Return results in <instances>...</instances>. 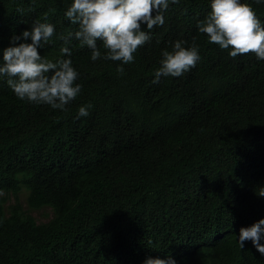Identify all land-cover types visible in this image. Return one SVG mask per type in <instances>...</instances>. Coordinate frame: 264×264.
Wrapping results in <instances>:
<instances>
[{"label": "trees", "instance_id": "16d2710c", "mask_svg": "<svg viewBox=\"0 0 264 264\" xmlns=\"http://www.w3.org/2000/svg\"><path fill=\"white\" fill-rule=\"evenodd\" d=\"M241 2L264 26V0ZM72 3L0 0V65L4 49L31 43L13 36L50 23L55 34L38 51L71 59L81 85L59 110L0 79V264H264L250 240L238 244L242 227L264 219V60L232 58L199 32L210 0H169L163 26H141L150 40L132 63L92 61L86 45L59 38L78 30ZM178 40L195 42L200 60L152 83ZM45 208L51 217L38 222L32 212Z\"/></svg>", "mask_w": 264, "mask_h": 264}, {"label": "clouds", "instance_id": "9594fccd", "mask_svg": "<svg viewBox=\"0 0 264 264\" xmlns=\"http://www.w3.org/2000/svg\"><path fill=\"white\" fill-rule=\"evenodd\" d=\"M173 4L179 0H171ZM262 0H256L261 3ZM169 7V0H73L66 11V17L78 30L60 35L65 44L75 39L81 46L91 50V59H107L129 64L134 61V53L142 47L150 36L142 30L146 24L148 30L165 23L164 12ZM211 12L205 20L198 22V30L207 34L209 42L219 45L221 49H231L230 57L255 54L264 60V26L257 17L252 5L241 0H210ZM22 11V10H20ZM155 13V15H153ZM55 34L54 25L36 22L31 31L25 30L20 36H13L12 42L31 39V43L22 42L3 51L0 65V79L7 78V85L21 100L30 103L47 104L53 109L67 110L66 105L81 92V85L75 83L78 72L72 66L71 59H57L55 62L40 55L43 48ZM97 41L103 43L107 54L102 57ZM185 41H176L171 52L164 51L161 67L155 72L152 83H159L163 77H179L196 66L200 60L198 46L183 47ZM61 55L71 57L69 47L61 48ZM117 71L124 72L123 67ZM91 105L78 109V118L87 117ZM264 197V192H261ZM264 219L250 227H242L238 244L244 248L245 241L250 240L257 251L264 255ZM145 264H175L168 260L148 258Z\"/></svg>", "mask_w": 264, "mask_h": 264}, {"label": "rangeland", "instance_id": "374dc122", "mask_svg": "<svg viewBox=\"0 0 264 264\" xmlns=\"http://www.w3.org/2000/svg\"><path fill=\"white\" fill-rule=\"evenodd\" d=\"M27 196V192L22 190L19 194V203L25 208V199ZM13 198H9V203L12 202ZM32 215L37 219L38 222H45L50 219L51 217V210L49 208H45L39 212H32Z\"/></svg>", "mask_w": 264, "mask_h": 264}]
</instances>
